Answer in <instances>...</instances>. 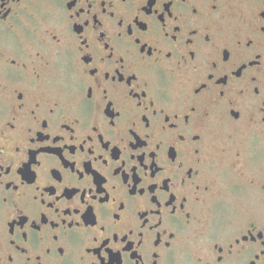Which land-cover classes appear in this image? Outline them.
Wrapping results in <instances>:
<instances>
[{"label": "flooded vegetation", "instance_id": "1", "mask_svg": "<svg viewBox=\"0 0 264 264\" xmlns=\"http://www.w3.org/2000/svg\"><path fill=\"white\" fill-rule=\"evenodd\" d=\"M261 206L264 0H0V264H264Z\"/></svg>", "mask_w": 264, "mask_h": 264}, {"label": "rangeland", "instance_id": "2", "mask_svg": "<svg viewBox=\"0 0 264 264\" xmlns=\"http://www.w3.org/2000/svg\"><path fill=\"white\" fill-rule=\"evenodd\" d=\"M229 159L231 160V158H229ZM259 211H260V213H261V216L264 218V207L261 206V207L259 208Z\"/></svg>", "mask_w": 264, "mask_h": 264}, {"label": "snow or ice", "instance_id": "3", "mask_svg": "<svg viewBox=\"0 0 264 264\" xmlns=\"http://www.w3.org/2000/svg\"><path fill=\"white\" fill-rule=\"evenodd\" d=\"M251 42V41H250ZM197 91H199V88L196 89Z\"/></svg>", "mask_w": 264, "mask_h": 264}]
</instances>
